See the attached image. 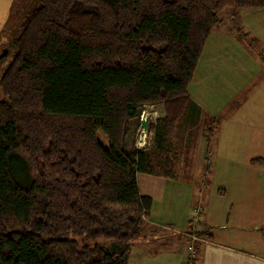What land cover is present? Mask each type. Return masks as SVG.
Returning <instances> with one entry per match:
<instances>
[{
	"label": "trees",
	"instance_id": "obj_1",
	"mask_svg": "<svg viewBox=\"0 0 264 264\" xmlns=\"http://www.w3.org/2000/svg\"><path fill=\"white\" fill-rule=\"evenodd\" d=\"M227 7L264 0H35L0 74V264H127L152 204L137 173H173L165 142L195 106L188 85ZM155 104L156 168L127 144Z\"/></svg>",
	"mask_w": 264,
	"mask_h": 264
},
{
	"label": "rangeland",
	"instance_id": "obj_2",
	"mask_svg": "<svg viewBox=\"0 0 264 264\" xmlns=\"http://www.w3.org/2000/svg\"><path fill=\"white\" fill-rule=\"evenodd\" d=\"M34 5L35 0H0V49L3 47V50H8L7 57L0 60V74L12 57L13 51L8 46L18 29L21 17ZM218 17L219 22L212 31L204 51H243L246 46L242 49L240 45H247L250 50L264 55V8L227 7L219 13ZM214 38L216 40H213ZM2 51H0V58ZM241 58L244 56L239 59L233 57L235 67L228 68L222 73L223 80L219 77L215 84H211L210 81L209 85L203 84L198 88H190L191 93L193 91V95L198 98L196 102L200 105V109L204 108L206 112L202 110L203 113L200 115H185L180 127L174 130L172 136L167 139L168 142H165L170 145V154L172 152L176 157L178 156L177 175H182L183 172L187 175V172H190L191 178L198 176L199 180L202 177L196 186V192L200 191L203 198L208 197L207 200L211 204L214 199H219L218 196L220 199L222 197L228 199L242 188L246 191L255 190L264 193V166H261L264 164L251 166L241 159L244 156H258L261 154L259 152L264 150V118L260 119L255 114L258 111H260L258 114H264V110H261L264 109V100L259 94L256 95L249 89L259 76L248 86L241 88L251 71L261 73L262 70L257 66L251 67V65L255 66L250 62L251 59L248 58L245 64L243 60H240ZM218 63L221 64V60ZM243 65H247L246 68ZM241 68L246 70L243 75L239 72ZM215 78L217 79L218 76ZM2 97L0 90V99ZM152 111L156 113L149 114ZM164 112L162 104L145 105L140 109L138 118L130 122L128 147L133 146L138 150L147 151L151 160L158 161L160 151L156 149L154 132L150 127L158 118L163 117ZM144 118L148 119L146 128L140 123V120ZM257 125L262 127V135H257ZM202 134L207 138L209 155L208 159L200 163L193 151L196 150ZM97 136L101 144L107 147V139L101 131L97 132ZM177 148L178 151H176ZM182 165L185 167L183 168ZM194 181L197 182L196 178ZM165 184V181L161 184V190H158L159 182H155L153 186L154 189L151 192L155 196L154 211H156L158 222L172 224L174 230L169 227L149 225L150 228L155 229L148 231L146 228L149 221L145 219L144 223L147 224L142 226L138 240L149 239L147 244L150 251L176 249V229L178 226H184V222L191 224L186 217L190 212H194L193 206L198 200L193 186L186 185L181 177ZM137 185L139 191L145 188L147 190L150 186L148 183L142 186L140 178ZM157 194L160 195L159 199ZM224 201L229 203V200ZM201 215L200 213L199 216ZM153 237L155 239L151 241ZM105 245L108 247V243Z\"/></svg>",
	"mask_w": 264,
	"mask_h": 264
},
{
	"label": "crops",
	"instance_id": "obj_3",
	"mask_svg": "<svg viewBox=\"0 0 264 264\" xmlns=\"http://www.w3.org/2000/svg\"><path fill=\"white\" fill-rule=\"evenodd\" d=\"M213 40L216 39L214 38ZM240 47L245 50L204 51V47L188 85L189 97L195 105L189 114H194L195 116L196 114L200 115L203 112H206L204 108L202 109V112L199 107L200 105L197 103L198 98L193 95V91L191 93L190 88H198V86L203 84L209 85L210 81L211 84H215L219 77H222L223 80L224 74L222 73L228 68L235 67L233 57L239 59L241 56H244V58H241L240 60H243L245 64L249 58L251 59L250 62L255 64V66L251 65V67L257 66L262 70L261 73H258V71H251L245 81H243L241 88L248 86L253 79L255 80V78L259 76L249 89L253 90L255 92H253L254 94H259L264 100V64L259 57V53L261 52L256 53L255 51H252L247 48V45H240ZM219 60H221V64L218 63ZM246 66L247 65H243L245 68ZM245 71L246 70L241 68L239 70L240 75H243ZM216 76H218L217 79L215 78ZM259 112L260 111L257 113L255 112V114H257L256 116L263 119L264 114H258ZM155 113V111H152L149 114L154 115ZM182 122L183 121H181V124ZM261 128L262 127L257 125V135L263 134ZM178 150L179 149L177 148L176 151ZM193 152L195 158L200 163L208 157L209 149L207 138L203 134L200 136L196 145V150ZM259 153L261 154L258 156H244L241 159L243 162L245 161L251 166H255V164L260 163H252L250 160L252 158L264 157V150ZM223 154L225 155V150H223ZM151 163L154 168H156L158 161L152 159ZM177 166L178 156H175L173 173L169 177H162L155 173L149 174L144 172L137 175V182H139L140 178L142 186L146 183L150 185L147 190L145 188V190L139 191L141 195H147L152 199L151 208L147 217L149 223L144 224H147L148 227L146 229L148 231H154L155 229L150 228L149 225H159L162 228L169 227L171 230H174L172 224H166L165 222L162 224V222H158L156 211H154L155 196L151 192L154 189L153 186L155 185V182H159L158 190H161V184H163L164 181L167 184L168 181L181 177L184 179V183L188 186L192 185L194 192H196V186L199 184L202 177H200L199 180L198 176L191 178V175H189L191 174L190 172H187V175H185L184 172L182 175H177ZM182 167L184 168L185 166L182 165ZM195 178L197 182L194 181ZM196 195L198 200L193 206L194 212L187 213L188 216L186 218L190 220L192 215H196L197 219L194 224L191 223L188 225L184 222V226H178L176 229L177 238L175 239L177 243L176 249L160 252L150 251V247L147 244L148 241H150L149 239H142L141 241L137 239L131 248L127 264H167L168 262H172L173 264H264V193L256 192L255 190L246 191L242 188V190L234 193L232 197L228 199H226L227 197H222V199H220V196H218L219 199H214L212 204L211 202H208V197L203 198L200 191L196 192ZM157 196L159 199L160 195L157 194ZM224 200H229V203L227 204ZM196 209H198V211H195ZM200 213L202 214L201 216H199ZM153 216H156V218H153ZM198 225L199 227H197ZM203 229L207 230L208 233H210V236H205L202 235V233L199 234L197 232ZM192 234H194V236ZM154 239L155 237H153V240L151 241H154Z\"/></svg>",
	"mask_w": 264,
	"mask_h": 264
},
{
	"label": "water",
	"instance_id": "obj_4",
	"mask_svg": "<svg viewBox=\"0 0 264 264\" xmlns=\"http://www.w3.org/2000/svg\"><path fill=\"white\" fill-rule=\"evenodd\" d=\"M6 54H7V51H6V49H4L2 51L1 57L6 55ZM147 120H148L147 118L141 119L140 123H141L142 127H144V128L147 127Z\"/></svg>",
	"mask_w": 264,
	"mask_h": 264
},
{
	"label": "built area",
	"instance_id": "obj_5",
	"mask_svg": "<svg viewBox=\"0 0 264 264\" xmlns=\"http://www.w3.org/2000/svg\"><path fill=\"white\" fill-rule=\"evenodd\" d=\"M140 121H141V120H140ZM195 211H198V209H196ZM196 219H197V218H196V215H192V216L190 217V222L194 224L195 221H196Z\"/></svg>",
	"mask_w": 264,
	"mask_h": 264
},
{
	"label": "flooded vegetation",
	"instance_id": "obj_6",
	"mask_svg": "<svg viewBox=\"0 0 264 264\" xmlns=\"http://www.w3.org/2000/svg\"><path fill=\"white\" fill-rule=\"evenodd\" d=\"M3 50V47L0 49V51H2ZM6 51H8V50H6ZM3 58V56L0 58V60Z\"/></svg>",
	"mask_w": 264,
	"mask_h": 264
}]
</instances>
